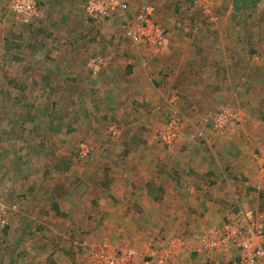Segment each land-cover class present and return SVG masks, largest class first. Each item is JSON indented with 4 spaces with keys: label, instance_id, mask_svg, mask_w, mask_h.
I'll return each mask as SVG.
<instances>
[{
    "label": "rangeland",
    "instance_id": "rangeland-1",
    "mask_svg": "<svg viewBox=\"0 0 264 264\" xmlns=\"http://www.w3.org/2000/svg\"><path fill=\"white\" fill-rule=\"evenodd\" d=\"M86 1L39 0L36 14L27 18L14 13L8 0H0V197L1 214L8 221L0 227V264H96L97 252L131 246L144 255L149 242L170 237H180L187 244L176 253L177 264H242L235 247L215 253L196 250L200 236L212 226L201 227L209 222L206 219L199 226L201 219L194 221L186 208L182 215L167 205L164 213L155 205L133 200L132 207L139 212L128 217L123 212L130 208L129 201L122 209L112 205V210L94 203L95 182L104 178L112 185L114 174H119L105 170L127 159L109 155L117 144L125 147L130 136L121 132L118 141L105 138L111 125L119 134L122 120L112 111L104 85L110 82L111 70L117 71L113 79L118 81L128 73L129 56L120 16L91 18L84 10ZM124 1L129 15L146 4L153 6L169 36L170 48L163 53L191 52L197 47L205 65L199 68L211 87L229 80L237 88L244 79L238 73L248 71L242 85L247 100L237 89L229 97H218L207 112L212 115L225 105L236 111L235 125L223 135L229 133L228 141H218L214 151L247 171L252 180L245 181L242 175L240 180L246 185V200L253 201L245 207L264 218V179L258 167L264 141L254 128L264 123V0L240 8L233 6V0H212L210 12L193 0ZM95 56L102 57V66L92 74L88 63ZM161 65L156 67L162 69ZM223 67L228 68V76ZM199 96L189 106L181 104L189 119L185 111L200 108ZM172 97V105L188 101L171 90L168 99ZM244 106L250 108L245 115ZM203 135H196L201 145ZM81 143L92 147L85 157L79 156ZM211 147L214 143L208 150ZM80 183L88 186L91 195L78 189ZM193 193L187 189L189 196ZM126 194L121 189L120 195ZM142 209L150 211L143 214ZM234 211L229 210L227 220ZM90 229L95 230L93 236L87 232ZM142 259L130 264H142ZM257 264H264L263 258Z\"/></svg>",
    "mask_w": 264,
    "mask_h": 264
},
{
    "label": "crops",
    "instance_id": "crops-1",
    "mask_svg": "<svg viewBox=\"0 0 264 264\" xmlns=\"http://www.w3.org/2000/svg\"><path fill=\"white\" fill-rule=\"evenodd\" d=\"M125 48L130 64L126 65L125 69L128 73L118 81L113 79L114 75L118 74L117 71L111 70L108 78L110 82L104 86L110 88H107V93L112 104V111H115V114L117 113L115 116L117 118L119 116L122 120L119 134L108 133L109 136L105 138L108 142H114L122 136L121 132L125 133L124 136H130L126 137L130 140L124 143L125 147L120 148L117 144L116 148H111L109 155L114 157L124 155L127 159L123 162H114L117 166H110V169L105 170L113 172L115 170V173L119 174L118 177L114 174L116 179L113 178L112 185L110 180L104 178L99 183L95 182L93 187L95 195L92 197L94 203L110 207L112 210V205H115L114 209L116 207L122 209L124 204L127 206L126 201H129L130 208L123 212L128 217L130 214L139 212L136 210L138 207H132L133 200L134 202L136 200V203L155 205L154 209L159 211L163 209L164 213L167 212V205L174 208L172 212L178 208L179 214L182 215L186 208V214L193 217L194 221L201 219L199 226L203 220H209L208 223L202 224V228L208 224L215 227L211 223H218V227H221L230 220H227L226 216L229 210L230 214L234 211L232 207H236V212L240 208H247L245 207L248 201L246 185L241 184L240 179L241 175L245 181H251L252 178L246 176L247 171L241 167L240 163L226 160L223 158L224 153L214 151L217 149L215 146H218V141L227 142L230 135L227 133L224 138V132L219 134L210 132L212 117H208L210 112H207V109H213L212 105L216 104L215 100L218 97H229V94L236 92L237 89L238 95L243 93L244 101H246V89L242 88V85L247 81L248 71L238 73L244 79L242 78L237 88L236 85H231L229 80L211 87L206 82L204 71L199 68L204 65V62H201L203 57H199L201 52L197 47H192L191 52L177 49V51L172 50L170 54L162 53L154 56L158 53H149L140 46L135 48L126 39ZM160 64L162 69L157 68ZM212 66L220 68L214 63ZM223 71L228 76V68L223 67ZM223 71L221 70V73H224ZM259 87L261 88V85ZM171 90L181 92V98L186 96L188 101L184 103L178 101L172 105L168 99V93ZM222 92L225 93L222 94ZM198 93L203 103L200 108L197 106L194 110L185 111L191 116L189 119L182 112L181 104L189 106L192 100L197 98ZM248 110L250 108L244 106L243 115ZM174 111H178L183 116L180 128L183 130L174 145L166 147L158 141V133L164 126L163 119L167 120ZM258 124L261 125L254 124L255 135L264 141V123L258 122ZM199 132L204 134L201 140L204 142L202 145L200 139L196 138ZM213 143L214 147L208 150V146H212ZM233 156L236 155L233 154ZM123 188L127 191L125 196L120 195ZM78 189L86 191L88 186L80 183ZM187 189L194 193L189 196ZM89 191H86L85 195H91ZM251 201L253 199L248 202ZM141 211L146 214L150 209ZM123 213L121 212V215ZM94 227L97 228L95 223ZM92 229L87 230L89 236L94 235L95 230ZM147 249L148 246H146Z\"/></svg>",
    "mask_w": 264,
    "mask_h": 264
},
{
    "label": "built area",
    "instance_id": "built-area-1",
    "mask_svg": "<svg viewBox=\"0 0 264 264\" xmlns=\"http://www.w3.org/2000/svg\"><path fill=\"white\" fill-rule=\"evenodd\" d=\"M200 5L204 12H210L212 0H193ZM11 10L27 18L36 14L39 7V0H8ZM128 3L124 0H87L84 10L91 18L105 17L117 13L121 18L120 27L122 36L130 41L131 46L143 47L149 53H163L170 48L169 36L166 28L155 20V9L151 5H144L133 15H129ZM126 12V13H125ZM102 66V57L95 56L89 60L88 69L92 74H96ZM174 97L169 99L173 104ZM211 115L209 113L208 117ZM236 111L233 107L225 105L211 115L210 129L215 133H223L231 130L237 121ZM183 116L174 111L166 120L162 129L158 133L159 142L170 147L178 140ZM110 135L117 134L114 125L109 126ZM202 137V132L198 133ZM204 138V135H203ZM92 150L91 146L81 143L79 146V156L85 157ZM259 174L264 179V156L258 159ZM260 189V185L256 187ZM2 199L0 197V227L8 223L4 215ZM187 244L180 237H170L165 241L149 242L148 249L144 255L131 246L117 247L113 251L97 252L95 255L96 264H130L137 257L142 258V264H177L176 253L186 249ZM230 247H235L239 251V258L242 264H257L258 260H264V218L249 208H240L233 218L224 223L221 227H211L207 229L199 238L196 250L205 253H215L217 251H227ZM193 250V249H192ZM113 252V253H112Z\"/></svg>",
    "mask_w": 264,
    "mask_h": 264
},
{
    "label": "trees",
    "instance_id": "trees-1",
    "mask_svg": "<svg viewBox=\"0 0 264 264\" xmlns=\"http://www.w3.org/2000/svg\"><path fill=\"white\" fill-rule=\"evenodd\" d=\"M259 0H233V6L240 8L244 5L252 4L255 5Z\"/></svg>",
    "mask_w": 264,
    "mask_h": 264
}]
</instances>
